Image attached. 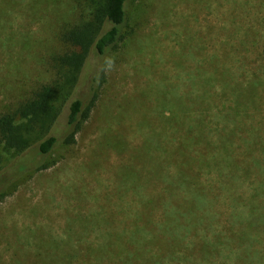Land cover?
Listing matches in <instances>:
<instances>
[{
	"label": "rangeland",
	"instance_id": "1",
	"mask_svg": "<svg viewBox=\"0 0 264 264\" xmlns=\"http://www.w3.org/2000/svg\"><path fill=\"white\" fill-rule=\"evenodd\" d=\"M85 3L0 0V115L48 85L52 57L66 50L63 33L87 16ZM129 9L123 39L92 54L82 72L77 98L95 91L97 100L75 143L57 145L50 168L17 177L13 154L0 144V264H86L87 257L114 264L109 257L135 229L149 238L165 223L175 205L168 183L180 176V161L203 150L187 130L202 117L211 143L216 130L233 131L242 169L264 175V0H130ZM222 68L245 97L239 117L238 93L220 90ZM253 75L262 85L250 91L245 76ZM211 180L205 172L196 182ZM209 191L199 205L211 238L215 228L238 223L225 197ZM184 224L175 234L192 247L196 224ZM197 256L182 249L173 258ZM176 260L168 264H185Z\"/></svg>",
	"mask_w": 264,
	"mask_h": 264
},
{
	"label": "trees",
	"instance_id": "2",
	"mask_svg": "<svg viewBox=\"0 0 264 264\" xmlns=\"http://www.w3.org/2000/svg\"><path fill=\"white\" fill-rule=\"evenodd\" d=\"M87 2L89 11L85 19L62 35L66 50L52 57L53 76L48 85L40 87L13 112L0 115V144L5 151L13 154L10 164H13L12 172L16 177L50 168L53 165L50 156L57 145L75 143L81 125L89 118L97 100L95 91L85 100L77 98L75 92L82 72L92 54L103 56L123 39L130 21V0ZM217 73L224 79L220 85L224 96L229 94V90L230 95L238 93L233 100V113L239 117L245 97L238 87H233L237 84H233L235 82L228 77L225 68L220 72L217 69ZM245 79L246 89L250 91L262 85L257 76H245ZM182 111V117H185L186 110ZM61 118L65 121L63 130L58 129ZM205 127L202 117L196 126L187 128L189 133L196 135V145L202 143L203 150L194 149L197 154L194 160L185 158L178 164L182 170L180 176L175 183L167 185L169 195L175 191L170 195L175 205L167 207L163 226L156 228L149 238L140 237L141 230L135 229V234L129 240L120 242L114 256L109 257L112 263L168 264L175 262L173 257L176 252L184 249L186 253L198 255L194 262L189 257L176 260L185 264H264V175L251 174L249 170L242 169V163L236 160L230 144L233 131L225 127L216 130L211 143L202 132ZM218 160H224V164L216 162ZM192 164L196 165L193 176L189 175ZM205 172L211 173L212 177L207 186L196 182ZM242 183L248 185L240 186ZM207 188L225 197L231 219L238 223V227L228 224L215 228L211 238L202 233L210 227L202 222L207 218V210L199 205V201L210 192ZM8 194L10 192H2L1 196ZM180 220L185 223V229L191 227L190 224H196L193 231L198 241L193 242L192 247L178 238L180 233L175 236ZM148 246L155 249L148 250ZM86 260V264H101L103 259L87 257ZM61 261L70 263L66 259Z\"/></svg>",
	"mask_w": 264,
	"mask_h": 264
}]
</instances>
